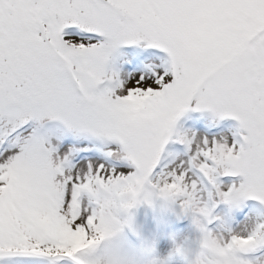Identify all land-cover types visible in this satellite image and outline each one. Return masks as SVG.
Masks as SVG:
<instances>
[{
	"label": "snow or ice",
	"instance_id": "snow-or-ice-1",
	"mask_svg": "<svg viewBox=\"0 0 264 264\" xmlns=\"http://www.w3.org/2000/svg\"><path fill=\"white\" fill-rule=\"evenodd\" d=\"M177 261L264 264V0H0V264Z\"/></svg>",
	"mask_w": 264,
	"mask_h": 264
},
{
	"label": "rangeland",
	"instance_id": "rangeland-1",
	"mask_svg": "<svg viewBox=\"0 0 264 264\" xmlns=\"http://www.w3.org/2000/svg\"><path fill=\"white\" fill-rule=\"evenodd\" d=\"M151 214L150 210L147 211L141 208L138 210V212L136 211V217H137V221H145L147 220L148 216ZM181 225H183V227H181ZM172 233L183 238V237H188L191 235L190 231H189V222L188 221H175V223L172 225ZM129 239L134 240L133 237H131V235L129 234ZM166 243V242H165ZM168 248L167 246H165L163 248L164 252H167ZM177 264H179V261H177Z\"/></svg>",
	"mask_w": 264,
	"mask_h": 264
}]
</instances>
